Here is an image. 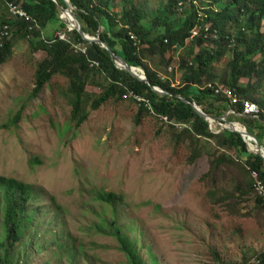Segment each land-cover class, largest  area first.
I'll list each match as a JSON object with an SVG mask.
<instances>
[{"label": "rangeland", "instance_id": "rangeland-1", "mask_svg": "<svg viewBox=\"0 0 264 264\" xmlns=\"http://www.w3.org/2000/svg\"><path fill=\"white\" fill-rule=\"evenodd\" d=\"M168 1L133 2L152 24ZM54 28L50 37L72 31L58 23ZM235 32L226 34L237 41ZM11 41L13 56L0 68V176L30 184L39 195L26 214L31 224L11 252L13 264H131L114 236L94 228L97 222L106 224L102 217L114 215V208L106 210L95 199L98 190L123 196L117 202L120 223L146 264H256L264 251V209L246 191L250 179L239 153L218 147L212 138L178 141L177 133L191 127L152 112L137 123L138 106L129 100L90 110L87 121L75 128L68 78L55 76L34 99V75L47 54L34 53L29 42L14 35ZM236 45L227 47V55L211 68L218 85L228 86ZM190 47L168 52L167 70L154 66L159 54L147 56V62L179 85L183 71L178 63L183 57L191 60ZM209 47L219 46L212 42ZM87 91L101 92L93 85ZM258 95L264 99V90ZM246 123L258 136L259 124ZM221 156L220 168L212 171L211 162ZM239 185L244 194H234ZM5 236L0 214V258Z\"/></svg>", "mask_w": 264, "mask_h": 264}, {"label": "trees", "instance_id": "trees-1", "mask_svg": "<svg viewBox=\"0 0 264 264\" xmlns=\"http://www.w3.org/2000/svg\"><path fill=\"white\" fill-rule=\"evenodd\" d=\"M58 1L67 7L64 0ZM71 1L76 7L74 12L83 23V31L90 36L100 37L129 65L142 68L149 83L117 68L106 49L100 44L84 40L78 30H72L70 33L61 31L67 34L68 40H61L58 35L50 37L51 28L57 30L54 28L55 23L59 24L60 29L69 31L68 25L60 17L61 9L54 0H0V68L9 63L13 56V35L18 40L29 42L34 53L46 52L47 56L37 65L32 97L37 98L45 86H50V81L55 76L67 77L70 84L66 94L72 106L71 120L75 128L87 121L90 110H97L108 101L120 103L129 100L136 104L139 123L140 118L151 114V111L144 103L130 97L124 98V95L130 92L136 93L149 101L153 114L159 118L168 117L171 124L175 122L191 127L177 133L178 141L189 139L195 144L199 141L196 138H212L218 141V147H226L239 153L250 179V190L246 191L253 195L255 203L264 209L253 191L251 176V172L256 171L264 181V159L258 154L248 152L242 133L230 129L214 132L210 123L202 118L190 103L183 101H194L204 112L218 118L226 116L232 108L243 115L242 102L232 105L230 98L216 94L215 89L209 87L210 84L218 85L211 68L227 55V47H233L236 42L237 48L230 66V79L226 81L227 87L234 90L243 100L251 99L258 103L261 109L260 121L264 122V99L259 95V98H256V92L254 93L264 82V0H169L164 8L159 9L158 16L152 19V24L145 21L148 14L144 8H139L132 0H123L120 12L115 11L114 0ZM180 2H184L182 9L179 7ZM220 3L221 9L217 8ZM18 4H21L34 20L26 21L14 16L9 5ZM206 24L211 26L212 32L208 34L204 31L200 36L191 39L194 28ZM5 26L11 27L10 37L2 35ZM230 29L237 31V41L226 34ZM215 32L218 39L213 37ZM212 42L217 43L219 47L210 48L209 44ZM78 44L83 45L80 51L74 49ZM188 45H191V60L183 57L178 63L183 71L180 84L176 85L162 78L158 69L164 67L167 70L171 67L172 58L167 59L166 54ZM197 47L201 49L198 54L194 52ZM84 48L85 53L82 52ZM158 54L161 59L154 66L159 68H153L148 64L147 58L150 56L154 59ZM92 63L97 65H91ZM150 84L161 88L167 94H158L152 90ZM88 85L96 86L101 92L88 93ZM20 116L21 114H18L16 120L20 119ZM242 119L246 125V118ZM174 126L172 127L175 128ZM223 161V156L213 160L212 171L215 167L216 172ZM227 161L233 162L232 159ZM238 187L234 194H244L243 186ZM38 197V190L34 186L0 176V214L6 233L1 242L5 253L0 258V264H13L11 252L31 224L32 217H26V214L31 202L37 201ZM94 197L106 206V210L114 208L113 217H102L106 224L95 223V230L114 236L119 249L126 254L131 264H146L137 242L130 238L120 223L117 202L123 200V196L114 191L98 190ZM106 210H103V214L107 213ZM255 258L256 262L258 261L256 264H264V251Z\"/></svg>", "mask_w": 264, "mask_h": 264}, {"label": "built area", "instance_id": "built-area-1", "mask_svg": "<svg viewBox=\"0 0 264 264\" xmlns=\"http://www.w3.org/2000/svg\"><path fill=\"white\" fill-rule=\"evenodd\" d=\"M184 6V2H180L179 3V7L182 9V7ZM10 8V12L20 18V19H25L26 21H32V19L34 20V18H32L21 6V4L18 5H9ZM206 31L208 34H210L212 32L211 30V26L206 24V25H201V26H197L194 28V30L192 31V35H191V39L196 38L198 36H200L202 34V32ZM11 27L10 26H5L4 30L2 32V35L4 37H10L11 36ZM208 34L206 36H208ZM58 37L61 40H68V36L66 33H59ZM214 39H218V34L215 32L213 34ZM82 52H86V49H82ZM96 63H92L91 65H94ZM97 65V64H96ZM209 87L211 89H215L216 94H223L225 96H227L228 98H230L232 100V105L234 104H238L240 102H242L244 104V113L243 115L245 116H251L253 117V119L258 120L261 114V109L260 106L251 101V100H243L238 94H236V92L234 90H232L230 87H225V86H221V85H213L210 84ZM133 98L135 101L140 102V103H144L145 107L148 108V110H150L152 113H154V111H152L150 103L148 100H145L144 98H142L141 96L137 95L134 92H130L128 95H124V98ZM237 112L234 110V108H232L229 111V114H236ZM163 120L165 121H169L168 117H161ZM210 123V128L214 131V132H220L222 130L223 127L229 126L228 122H227V118H222L219 120V122L216 121H208ZM178 125H184V124H178ZM251 176L253 178V191L256 194V197L259 199V201L261 202V204L264 207V181L260 178L258 172L256 171H252L251 172ZM258 263V261L256 262Z\"/></svg>", "mask_w": 264, "mask_h": 264}, {"label": "water", "instance_id": "water-1", "mask_svg": "<svg viewBox=\"0 0 264 264\" xmlns=\"http://www.w3.org/2000/svg\"><path fill=\"white\" fill-rule=\"evenodd\" d=\"M54 1L58 3V5H59V7L61 9V15H60L61 19H63L66 22V24L69 25L70 29H72V30H78L80 36L84 40H86V41H88L90 43L100 44L102 48L106 49L110 53V56L114 60L115 65H116L117 68L129 72L131 75H133L135 78H137L140 81H144L146 83H149V81H148V79H147V77L145 75V72H144V70L142 68L134 67V66L129 65L122 56H119V55L115 54L111 50V48L109 47V45L106 42H104L100 37L90 36L89 34H87V33H85L83 31L84 30L83 23L79 19L78 15L74 12V9L73 8L75 6L73 5V3H72L71 0H64L66 2L67 7H65L63 4H61L58 0H54ZM66 12H68V13H70V14L73 15V17H74V27L70 26L69 22H67L64 19L63 16H64V14ZM133 68L139 69L140 72H141V74L134 73L132 71ZM150 87L152 88L153 91L157 92L158 94H161V95H166L167 94L166 91H163L159 87H155L154 85H151V84H150ZM183 101H185L186 103H190L195 108V110L198 112V114L202 118H204L205 120H207V121H216V122H219V120L222 119V118H218V117H215V116H212V115L207 114L194 101H188L186 99H183ZM228 125H230V129L231 130L238 131V132L242 133V136H243L244 141L246 143H247V140H246L245 136H248L249 137L248 139H250V141L255 146L256 151L251 150L250 147H249V150L250 151H253L255 154L260 155L264 159V149L262 148L261 144L259 143V141L257 140V138L255 136H253L252 134H250L245 127H244L245 128V132H244L242 129L237 128L236 125L233 124L232 122H228Z\"/></svg>", "mask_w": 264, "mask_h": 264}, {"label": "crops", "instance_id": "crops-1", "mask_svg": "<svg viewBox=\"0 0 264 264\" xmlns=\"http://www.w3.org/2000/svg\"><path fill=\"white\" fill-rule=\"evenodd\" d=\"M132 1H134V0H132ZM122 3H123V0H114V4H115V10H116V12H120L121 11V9H122ZM139 6V5H138ZM142 6H139V8H141ZM245 84V83H244ZM262 90H264V88H260V87H258L257 89H256V91H254V93L256 92V95H255V97L256 98H259L258 97V94H259V92L260 91H262ZM251 100V99H250ZM253 102H255V101H253ZM256 103V102H255ZM259 105V104H258ZM261 105V104H260ZM264 107V106H263ZM263 115H264V112H263ZM222 118H227V122H232L233 124H235L236 126H238V125H241V126H244L246 129H248L247 128V126L243 123V119L241 120V118H246V121L245 122H247V121H249V120H251V121H255V122H257L259 125H258V133H259V135L257 136V135H255V134H253V133H250V134H252L253 136H255L256 138H257V140L259 141V143L261 144V146H262V148L264 149V122L263 121H260V117H259V119L258 120H256V119H253V117H251V116H247V117H245V115H241V114H239V113H236L235 114V116H234V114L233 115H231V114H229V112H228V114L226 115V116H224V117H222ZM247 124V123H246ZM224 129H230V125L229 126H226V127H223L222 128V130H224ZM221 130V131H222ZM231 130V129H230ZM220 131V132H221ZM233 131V130H232ZM248 131V130H247ZM246 143V142H245ZM246 145H247V150H248V152L249 153H252V154H255L253 151H250L249 150V143L247 142L246 143ZM244 159L246 158V156H244L243 157Z\"/></svg>", "mask_w": 264, "mask_h": 264}, {"label": "bare ground", "instance_id": "bare-ground-1", "mask_svg": "<svg viewBox=\"0 0 264 264\" xmlns=\"http://www.w3.org/2000/svg\"><path fill=\"white\" fill-rule=\"evenodd\" d=\"M63 17H64V19L67 22H69L70 26L74 27V17H73L72 14L66 12ZM132 71L135 72V73H137V74H141L140 70L137 69V68H133ZM236 127L239 128V129H242L245 132L244 126L238 125ZM245 138H246L247 142L249 143L250 149L253 150V151H256L255 146L253 145L252 142H250V139H248L249 137L248 136H245Z\"/></svg>", "mask_w": 264, "mask_h": 264}]
</instances>
